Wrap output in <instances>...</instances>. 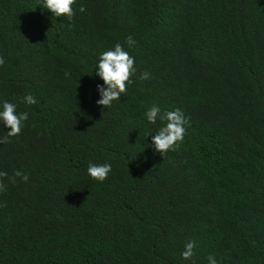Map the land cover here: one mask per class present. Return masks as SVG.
Segmentation results:
<instances>
[{
  "label": "trees",
  "instance_id": "1",
  "mask_svg": "<svg viewBox=\"0 0 264 264\" xmlns=\"http://www.w3.org/2000/svg\"><path fill=\"white\" fill-rule=\"evenodd\" d=\"M44 5L0 0V110L28 113L0 171L29 176L4 179L0 264H264V0H75L71 20ZM117 43L136 72L104 108L95 70ZM154 104L189 120L164 155Z\"/></svg>",
  "mask_w": 264,
  "mask_h": 264
},
{
  "label": "clouds",
  "instance_id": "2",
  "mask_svg": "<svg viewBox=\"0 0 264 264\" xmlns=\"http://www.w3.org/2000/svg\"><path fill=\"white\" fill-rule=\"evenodd\" d=\"M75 0H45V7L55 14L57 17L66 16L69 20L75 15L72 5ZM83 12L85 9L80 8ZM129 47L135 44L131 36L126 40ZM3 57H0V65L4 64ZM96 74L102 78L103 85H97V89L101 98L96 101L97 104L102 105L104 108L111 107L114 100H119L122 93L127 92V84L131 83V77L136 72L134 66V58L129 55L120 43H117L113 50H107L101 53ZM150 78V73L147 71L141 73L140 79L145 80ZM27 104L37 103L33 95L28 94L23 98ZM16 105L8 101H4L2 110H0V121L10 129L7 136L0 142H8V137L18 135L24 124L23 122L28 119V113L22 112L17 114ZM147 120L155 124L157 119L166 121V124L158 129L155 135L151 136V144L155 150L162 155L172 150L175 151L179 144L183 141L186 132L185 125L189 123L187 117L181 109L177 108L173 111L161 112L159 105L151 106L146 112ZM112 166L110 163L96 164L90 163L88 166V174L92 179L103 182L107 179ZM20 177L23 181L27 182L29 176L16 170L11 177L5 171H0V192L6 190L4 179L7 178L11 183H16V178ZM195 241H189L185 245V250L182 252V257L186 260L194 256ZM209 264H217L214 256L209 255Z\"/></svg>",
  "mask_w": 264,
  "mask_h": 264
},
{
  "label": "rangeland",
  "instance_id": "3",
  "mask_svg": "<svg viewBox=\"0 0 264 264\" xmlns=\"http://www.w3.org/2000/svg\"><path fill=\"white\" fill-rule=\"evenodd\" d=\"M105 50H109V49H105Z\"/></svg>",
  "mask_w": 264,
  "mask_h": 264
}]
</instances>
